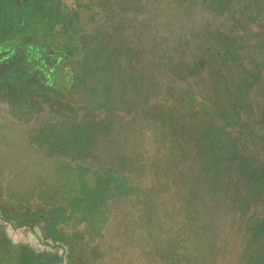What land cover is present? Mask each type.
<instances>
[{"label": "rangeland", "instance_id": "rangeland-1", "mask_svg": "<svg viewBox=\"0 0 264 264\" xmlns=\"http://www.w3.org/2000/svg\"><path fill=\"white\" fill-rule=\"evenodd\" d=\"M40 7L0 37L63 34L73 56L58 78L74 83L63 91L60 81L24 77L21 54L8 64L18 77L0 68V264H264V238L245 217L260 204L251 190L264 191V0H53L47 15ZM114 19L147 24L168 56L149 63L164 83L154 77L132 103L99 106L92 94L115 75L100 69L103 59L121 75L126 60L101 44L97 63L83 40ZM138 67L140 78L145 58ZM104 111L114 121H101ZM206 139L221 157L214 171ZM73 237L98 247L70 257L62 239Z\"/></svg>", "mask_w": 264, "mask_h": 264}, {"label": "trees", "instance_id": "trees-1", "mask_svg": "<svg viewBox=\"0 0 264 264\" xmlns=\"http://www.w3.org/2000/svg\"><path fill=\"white\" fill-rule=\"evenodd\" d=\"M234 9L235 10H233V13H234L233 17L237 18V17H239V12H238L239 8L235 7ZM83 41H84L85 47H87V54L89 56H92L93 57L92 59L94 61L96 60L97 63H99L101 61V53H99V49H100L99 46L101 44L105 45V47L112 48L113 50L114 49L118 50L119 52H121L120 57L125 58V60H126V64L121 66V69L123 70L122 73H124L121 75V72H118V71H120L119 69L116 71H113V70H115V65L112 64L108 60L107 57H105L106 59H103L104 60V61H102L103 66L102 67L100 66V69H102V70L103 69L104 70L109 69L115 75L111 74V76H112L110 79L111 82L109 83V85L105 86L106 88L102 87L100 90H96L95 93L92 94L93 97H95L96 99L98 98L97 100L99 101V103H98L99 106L105 105L106 102H107V104L119 103L120 105H122L126 101L127 102L124 104L132 103V100L130 98L134 94V92L138 91L140 96H144V95L148 94L146 91L148 89L147 85L152 84L154 77L156 79L158 86H161V84L164 83L162 80H160L156 77V76H159L156 74L157 72H159V71L164 72V71L156 70L149 63L152 62V59H150V58H168V56L164 55L163 53H159L154 49V47H153V45L155 43L154 42V36L150 32V30L148 29L147 24L145 22H134V21H129V20L114 19L113 23L111 24V27L104 29V30L101 29V31L96 30L93 33L86 35ZM144 58H145V64H147V67L144 68L143 75L140 78H138L137 76L133 75V72L135 70H136V73L139 71L140 68L139 67L136 68V65L138 64L139 60L143 61ZM81 63H82V61H81ZM87 64H88V62L84 63V67ZM70 65L71 64L67 63V64H64L63 66L65 67V69L67 68V70L70 71V69H71ZM146 70H149L148 74L146 73ZM116 72L118 73V75H116ZM118 76H121V78ZM74 77L75 76H73L72 78H74ZM88 77H89L88 82H91L90 76H88ZM148 77L150 79H148ZM180 78H182V76H178L175 79H180ZM196 78L199 79V77H196ZM200 80L201 79H199V82H200ZM166 81H167V79H166ZM60 83H61V88L64 91V89L68 90L69 87L74 82L73 83L71 82V78L69 77V74H68L66 80L63 79L60 81ZM82 83L83 82L80 81V83L78 85H80L82 87V89H85V85H83ZM124 90H125V92H124ZM231 92L232 91L230 90V93H229L230 96H236V93H233V92L231 93ZM103 94H105V95L103 96ZM196 95H199L198 91H197ZM96 109H97V107L94 110H96ZM167 111L170 112L169 109H167ZM175 113H177V111ZM109 117H110V115H108L107 112L104 111V115L102 116L101 121H103L104 119H109L110 121H112V120L114 121V119H113L114 117L113 118H109ZM191 121L194 122L195 127L197 125H199L198 123H200L199 118L196 119L193 117ZM179 123L180 122H177V125ZM206 135H207V137H209L211 135L209 130H206L204 132L203 138ZM206 141H207V146H206L203 154L208 159L207 169L211 168L212 171H214L215 170L214 163L217 162L219 160V158L221 159V157H218L220 154H216L214 152L213 153L208 152V148L212 149L213 145L215 144V141H212V140L209 141L207 139H206ZM205 165H206V163H205ZM208 165L209 166L211 165V167L208 168ZM221 168L223 170L227 169L225 164H223V165L221 164ZM193 169H195V167ZM262 191L257 189V188H254V190H251L252 198H255V199H253V201L256 202L259 199V202H260L259 207L257 208L258 214L256 213V211L255 212L251 211V212H249V214L247 216H245L246 220L249 222V225H250L249 231H251L253 234H255V233L258 234V236H257L258 239L264 238V231L260 230V227L264 226V191L263 192ZM70 244H71V245H69V247H71L70 248V256L74 257V252H73L74 251V243L72 244V242H71ZM261 244L263 245L264 243L261 242ZM86 246H87V249L84 252H86L87 254L91 253V251L94 248L98 247V246H95V241L86 242ZM254 253L257 254L256 250ZM258 256H260V255H258ZM258 256L255 255V257H258ZM255 257L252 255L251 259L253 260V258H255ZM128 259H131V258L129 257ZM251 262H253V261H251L249 258V263H251ZM251 264H254V263H251Z\"/></svg>", "mask_w": 264, "mask_h": 264}, {"label": "flooded vegetation", "instance_id": "flooded-vegetation-1", "mask_svg": "<svg viewBox=\"0 0 264 264\" xmlns=\"http://www.w3.org/2000/svg\"><path fill=\"white\" fill-rule=\"evenodd\" d=\"M14 35L10 38L0 37V68H7L9 70L6 74L18 77L13 66H8V64H10V59L21 54L24 58V77L34 78L35 83L56 87L60 80L58 78L59 69L68 58L73 56L68 51L64 53L63 34L50 32L45 36H33L31 33L22 34V36Z\"/></svg>", "mask_w": 264, "mask_h": 264}, {"label": "crops", "instance_id": "crops-1", "mask_svg": "<svg viewBox=\"0 0 264 264\" xmlns=\"http://www.w3.org/2000/svg\"><path fill=\"white\" fill-rule=\"evenodd\" d=\"M30 1L31 0H0V36L3 35L4 33H6L7 35L11 34V32H13V30H15L16 24L17 25H23L24 22L21 21L20 17H21V15L27 14L31 10L30 8L32 6H36L38 8L41 6L40 7L41 12L43 14L45 13L46 15L49 14V12H51L50 10H52V12H54L52 9L53 8L52 7L53 0H32V3ZM55 7H56V5H55ZM6 12H8V13H6ZM3 13H5V14L3 15ZM51 13H50V15H52ZM13 14L18 18V20L13 24L5 22L7 20L6 16L11 17ZM46 15L44 17H46ZM44 19H46V18H44ZM16 205L18 206V204H16ZM19 205H21V204H19ZM47 236L45 235L46 238H49L51 240H55L54 238L47 237ZM62 240H63V243H65L68 246L69 252H70V248H71V247H69V245H71L70 244L71 242H72V244L74 243V252H75V250L78 253L85 251L83 246H85V248L87 249L86 242L83 243V239L81 237H75V238L73 237L72 238L73 241H71L70 243H68V241L65 238H63ZM50 253L52 255H53V253L57 254V252H53V253L50 252ZM52 258L53 257H51V259H49L47 257L46 258L40 257L39 259L41 261H43L44 264H54L52 261Z\"/></svg>", "mask_w": 264, "mask_h": 264}]
</instances>
